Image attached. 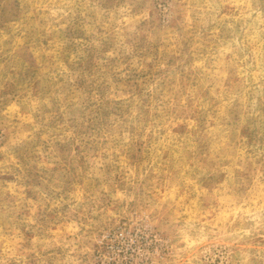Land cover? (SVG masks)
<instances>
[{"label": "rangeland", "instance_id": "obj_1", "mask_svg": "<svg viewBox=\"0 0 264 264\" xmlns=\"http://www.w3.org/2000/svg\"><path fill=\"white\" fill-rule=\"evenodd\" d=\"M0 264H264V0H0Z\"/></svg>", "mask_w": 264, "mask_h": 264}]
</instances>
